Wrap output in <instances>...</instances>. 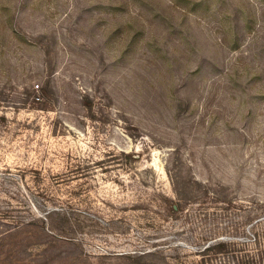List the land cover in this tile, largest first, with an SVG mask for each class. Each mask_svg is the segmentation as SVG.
<instances>
[{
    "label": "rangeland",
    "instance_id": "374dc122",
    "mask_svg": "<svg viewBox=\"0 0 264 264\" xmlns=\"http://www.w3.org/2000/svg\"><path fill=\"white\" fill-rule=\"evenodd\" d=\"M215 241L264 246V0H0V264Z\"/></svg>",
    "mask_w": 264,
    "mask_h": 264
},
{
    "label": "trees",
    "instance_id": "16d2710c",
    "mask_svg": "<svg viewBox=\"0 0 264 264\" xmlns=\"http://www.w3.org/2000/svg\"><path fill=\"white\" fill-rule=\"evenodd\" d=\"M174 210V209H173ZM258 243V242H257ZM258 251L255 255L247 256L244 254L241 258H239L236 253L235 244L230 241H215L211 242L208 246L204 248L202 251V258L203 261H201L202 264H206L207 260H204L207 256L210 259L211 255H228L232 254L233 257L237 258V261L235 264H264V246L259 243ZM233 247V250L231 249ZM149 253V252H148ZM251 259V261H250Z\"/></svg>",
    "mask_w": 264,
    "mask_h": 264
}]
</instances>
